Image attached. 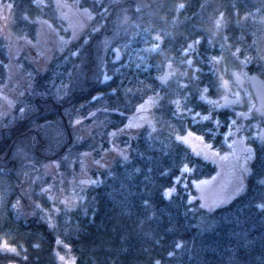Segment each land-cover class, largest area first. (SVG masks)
I'll return each mask as SVG.
<instances>
[{"label":"trees","instance_id":"1","mask_svg":"<svg viewBox=\"0 0 264 264\" xmlns=\"http://www.w3.org/2000/svg\"><path fill=\"white\" fill-rule=\"evenodd\" d=\"M72 1L91 13L86 25L42 68L23 58L19 71L26 75V86L0 116V178L10 186L6 203L12 220L28 216L24 223L30 224L41 218L43 208L48 210L46 242L49 237L62 241L60 252L69 264H264V209L258 207L264 205V140L254 139L240 191L205 208L188 198L189 184L179 178L207 175L215 166L175 137L188 123L211 138L209 123L192 121L191 112L206 108L203 95L216 97L224 90L226 79L217 74L221 69L243 62L247 72L264 78V0ZM178 1L184 7L177 14ZM0 3L8 12V33L0 30L1 83L7 78L9 36L33 38L44 23L62 28L63 21L53 0ZM161 20L170 26L157 33L162 42L159 52H150L153 67L123 64L119 47L110 54V45L128 47L134 25L153 26ZM196 40L200 43L190 53L192 67L184 69L176 55ZM116 50L119 58L114 60ZM212 57L220 61L214 70ZM174 58L173 75L159 81L155 74ZM196 68L200 71L194 74ZM149 94L155 95L150 121L127 132V112ZM220 115H227V109ZM79 119L92 120L100 133L90 128L88 135L75 138L72 125ZM111 129L123 151L107 166L91 170L73 203L51 209L41 186L62 184L67 189L78 171V153L93 148L92 136L105 145ZM46 161L53 163V173L43 172ZM172 184L176 192L165 199L162 193ZM22 224L14 223L19 229L15 238L24 234ZM27 233L21 241L32 243L36 231ZM0 257L4 264L12 258ZM44 257L30 258L27 264H49L51 255Z\"/></svg>","mask_w":264,"mask_h":264},{"label":"rangeland","instance_id":"2","mask_svg":"<svg viewBox=\"0 0 264 264\" xmlns=\"http://www.w3.org/2000/svg\"><path fill=\"white\" fill-rule=\"evenodd\" d=\"M53 2L56 6L58 16L63 21V29L56 27L53 23H44L33 38L18 37L16 35L9 36V65L7 78L0 83V116L11 109L15 98L26 86V75L21 74L19 71V66L23 58H27L38 68H42L49 56L53 52L61 50L67 42L74 39L89 20L91 13L86 8L78 6L74 1L53 0ZM181 4H183V2L178 1L174 6V10L177 14L178 10L181 9ZM7 13L6 6L0 3V30L4 29L8 33L5 21ZM169 26V23L165 22V20L158 21V23L153 26L144 27L136 24L133 26L130 39L126 42L128 47L125 49V44L110 45V54H112L113 47H119L122 53L118 61L123 64L127 66H140L142 69L153 67L154 60L150 52H145L143 49L151 48L152 44L156 43V41L150 40L148 43H143L142 36L145 30H148L149 34L154 37L157 33L161 32L162 28L166 29V27ZM189 44V42L184 44L179 53V58L181 63L184 64V69L188 66L185 62L187 59L191 58L193 61L191 54L189 56L183 55V50ZM210 66L213 68L212 63H210ZM176 68L177 66L175 64V66L172 67V72L175 71ZM235 69L243 78L241 86H238L231 79L229 73L230 68L221 69L217 73L220 78L228 80L229 89L227 91L231 96L230 99L217 105V102L221 101V96L226 91L223 89L216 97H206L203 95L202 97L207 104L206 108L204 110L195 109L191 112L192 121L200 122L206 120L209 123L206 129L211 138L208 139L204 133L192 129L188 123H186L184 131L175 133V137H180V141L186 145L191 152L209 160L215 166L214 171L210 174L197 177L184 176L183 179H181V177L179 178L182 182L184 181L189 184L188 198H196L205 208H212L223 204L240 191L244 176L248 170L250 151L252 150L238 147L239 141L250 145L254 139L259 141L262 140L261 138L259 139L256 131L259 130V123L264 125V115L252 116V114H250L252 94L245 81L247 70L245 63L242 62ZM154 102L155 95L149 94L137 103L134 110L127 112V132L142 123L150 121V108ZM142 105L143 108H141ZM225 109H228L227 115L221 116L220 113L223 114ZM248 113L249 117L247 118L246 115ZM205 117H207V119H205ZM261 119L262 121H259ZM77 121H79V123H77ZM77 121H74L72 125L75 138L88 135V130L90 128H94L98 134L100 133L96 123H93L92 120L84 122L79 119ZM251 125L256 133L252 132ZM115 132V129H111L107 132V135L104 136L107 139L105 145H100L92 136L93 148L90 150H82L78 153V171L68 179L67 189L62 186V184H60L62 186L61 191L58 190L59 184L57 186L45 184L42 186L44 187L43 189L54 191L56 195H63L65 199L62 203L63 205L73 203L79 192L78 189L86 185L89 181L91 170H98L107 166L115 156L123 151L124 148L113 140L114 135L112 134ZM42 170L43 172L53 171V163L51 161L44 162ZM173 185L174 184L168 189L173 188ZM9 191L10 186L8 181L4 177H1L0 249L3 248L4 244H7L11 248H16L14 238L17 230L16 227H14L15 221L12 220L13 216L10 215L7 210L6 203ZM45 211L47 210L43 208L41 214H44ZM23 233H25V231ZM69 263V259L63 260L62 262V264Z\"/></svg>","mask_w":264,"mask_h":264},{"label":"flooded vegetation","instance_id":"3","mask_svg":"<svg viewBox=\"0 0 264 264\" xmlns=\"http://www.w3.org/2000/svg\"><path fill=\"white\" fill-rule=\"evenodd\" d=\"M176 57L179 58V55H176ZM156 60H158V59H156ZM174 61H175V58L174 59H170V61L166 60V62L164 64L165 66H163V65L162 66L166 67L167 69H169L170 72L172 73V67L174 66ZM159 64L161 65V63H159ZM159 64L157 66V71H160V69H159L160 65ZM169 64H171V67H169ZM246 73H247V71H246ZM242 81H243V78H241L239 83L236 82V81H234V82L238 86H241L242 85ZM224 86H225L224 90H226V91L221 96V101L217 102V105H219L222 102L224 103L227 99L231 98V96L228 94V91H227L229 89V85H228V80L227 79L224 80ZM251 96H252V98H251L250 114H252V116H257V115H262L263 116L264 113H259L258 111H256L255 100H254L253 95H251ZM246 117L247 118L249 117V113L246 115ZM259 121H262V119L259 120ZM258 126H259V130L256 131L257 134H258V137H259V139L261 138L262 140H264V125L259 123ZM251 128H252V125H251ZM252 132L253 133L255 132L254 128H252ZM253 143H254V140L252 141V144ZM252 144L248 145V144H246V143H244L242 141H239L238 147L243 148V149H247V150L248 149L252 150V148H253ZM62 186L59 184L58 185V190L61 191L62 190ZM41 188L43 189L44 187L41 186ZM45 194L47 195L48 205H49V207L51 209L57 208V206L59 204H62L65 201L63 195H61V194H57L56 195L54 191H48ZM49 196H51L52 198L49 199ZM42 215L45 216V220L42 218ZM39 217H41V218H38V219H36L35 217L32 218L30 220V222H31L30 224L29 223H24V221L28 222L27 221L28 220V216H25L24 220L21 219V218L19 219L18 216H16V218H14L16 220L15 222H17V223L23 222L24 225L22 224L23 228H21V231L24 230L25 233L20 235V236L18 235V238L16 237L14 239V241L16 243V248H15L16 252L0 251V256L6 255V254L12 256L11 259L5 260V264H8V263H10V264H27V262H28V260L30 258L35 259V257H37V256L39 257V260L44 261V259H45L44 254L45 253L51 255L49 264H62L63 260L59 259L60 256H63L64 260H67L65 255H63L60 252L61 251L60 247H59L60 245H57V243H56L57 239H55L54 237H49V239H47V242H46L45 234H47V233L50 234V232L46 229V223H48V220L46 219L48 217V210L45 211L44 214H40ZM29 229L36 231V233H34V235L32 237L33 238L32 239V243H27V242L23 243L21 240L27 239V237H28L27 231ZM16 230H19V229L16 228ZM17 233H18V231H17ZM18 239H20V240H18ZM33 245H39V247L35 248V247H33ZM25 257H27V259H25ZM0 264H4L1 257H0Z\"/></svg>","mask_w":264,"mask_h":264},{"label":"snow or ice","instance_id":"4","mask_svg":"<svg viewBox=\"0 0 264 264\" xmlns=\"http://www.w3.org/2000/svg\"><path fill=\"white\" fill-rule=\"evenodd\" d=\"M180 7L183 8L184 5L181 4ZM85 11H87V10H85ZM137 11H140V9L138 8ZM106 12H107V9H105V13H106ZM105 13H101V17H102V18H103V16H104ZM221 16H223L222 13H221ZM217 26H219V21H217ZM225 39H227V38L225 37ZM150 40H154V41H156V43H153L151 48H146V49H143V50H144L145 52H153V53H155V52H159V51H160V42H162V38H161V36H160L159 34H157V35H155L154 37H152V36L149 34L148 30H145V32H144V34H143V36H142V42H143V43H148ZM199 43H200V41H199V40H196V41L194 42V44H189V45L183 50V55H184V56H189L190 53H192V52L195 51V45H197V44H199ZM209 43H211V41H209ZM221 47H223V45H222ZM238 51H239V49H237V52H238ZM78 54H79L78 52H73L71 55H72V56H76V55H78ZM233 55H235V53H233ZM185 62L187 63L188 67H192V59H191V58L187 59ZM210 63H212V65H213V70H214L215 67H216V65L219 64L220 61H219L218 58H216V57H212V58L210 59ZM169 67H171V64H169ZM197 71H200V69H198V68L193 69L194 74H195V72H197ZM171 75H173V74H172V73H165L164 77H161V78H160V79H161V82H165L167 79H169V78L171 77ZM108 78H109V77H106V79H108ZM193 78H195V75H194ZM182 87H187V85H182ZM128 91H131V89H129ZM94 99H95V98H94ZM141 108H143V105L141 106ZM205 119H207V117H205ZM77 123H79V121H77ZM126 127H127V126H126ZM120 131L123 132L124 130L121 129ZM112 135H115V133H113ZM177 139L180 140L181 138H180V137H177ZM124 159H127V157L125 156ZM97 163H99V162H97ZM185 171H187V169H185ZM166 174H167V173H163V172L161 173V175H166ZM93 183H96V182L94 181ZM176 183H179V180H177ZM48 191H49L48 189H42V192L47 193ZM175 192H176V189H175V187H173V188H170V189H168L167 191L163 192L162 195H163V197H164L165 199H170V198L175 194ZM51 198H52V197L49 196V199H51ZM143 203H144L145 207L148 206V201H147V200H145ZM202 206H203V205H202ZM14 207H15V205H14ZM36 207L39 208L40 206H39V205H36ZM258 207H260L261 209H264V205H258ZM149 219H151V217H150ZM141 223H143V222H141ZM56 243H57V245H61L63 242L60 241V240H57ZM33 247L38 248L39 245H33ZM64 247H67V245H64ZM177 247H179V245H177ZM0 251H4V252H16V249L9 247L7 244H4V245H3V248L0 249ZM17 254H18V253H17ZM170 255H171V253H170ZM25 259H27V257H25ZM59 259H60V260H64V257H63V256H60ZM72 264H75V260L72 261ZM156 264H159V261H156Z\"/></svg>","mask_w":264,"mask_h":264},{"label":"water","instance_id":"5","mask_svg":"<svg viewBox=\"0 0 264 264\" xmlns=\"http://www.w3.org/2000/svg\"><path fill=\"white\" fill-rule=\"evenodd\" d=\"M118 58H119V54L116 50L112 55V59L116 60ZM165 73H169L166 67L160 73H156L155 77L159 81H161L160 78L164 77ZM230 75L231 78L238 83L242 78V76L238 74V72L235 69L230 70ZM245 80L254 97L256 110L259 113H264V78L255 71L250 70L245 74Z\"/></svg>","mask_w":264,"mask_h":264}]
</instances>
